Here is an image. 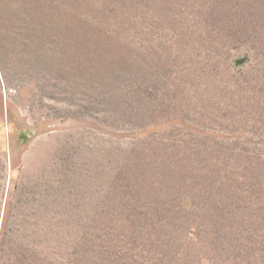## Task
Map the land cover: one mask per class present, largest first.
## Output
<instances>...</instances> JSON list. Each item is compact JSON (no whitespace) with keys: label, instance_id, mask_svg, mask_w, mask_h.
I'll return each instance as SVG.
<instances>
[{"label":"rangeland","instance_id":"1","mask_svg":"<svg viewBox=\"0 0 264 264\" xmlns=\"http://www.w3.org/2000/svg\"><path fill=\"white\" fill-rule=\"evenodd\" d=\"M0 6V264H264V0Z\"/></svg>","mask_w":264,"mask_h":264},{"label":"trees","instance_id":"2","mask_svg":"<svg viewBox=\"0 0 264 264\" xmlns=\"http://www.w3.org/2000/svg\"><path fill=\"white\" fill-rule=\"evenodd\" d=\"M40 0H0L1 7H13L19 10H32L33 8H40Z\"/></svg>","mask_w":264,"mask_h":264}]
</instances>
